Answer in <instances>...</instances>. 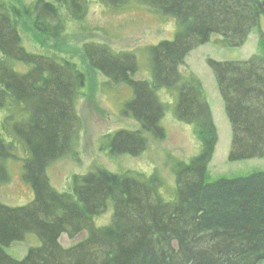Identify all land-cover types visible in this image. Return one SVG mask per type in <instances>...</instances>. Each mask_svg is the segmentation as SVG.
<instances>
[{
    "label": "trees",
    "instance_id": "trees-1",
    "mask_svg": "<svg viewBox=\"0 0 264 264\" xmlns=\"http://www.w3.org/2000/svg\"><path fill=\"white\" fill-rule=\"evenodd\" d=\"M94 1L116 10L145 8L175 22L173 39L141 48L150 79H134L137 52L83 44L86 62L109 86L131 88L122 113L141 123L103 136L104 154L137 155L150 135L164 138L161 121L170 108L162 90L175 97V118L193 127L200 152L189 162L171 161V200L161 194L165 181L157 170L114 172L97 163L74 173L64 191L49 179L52 163L75 155L77 103L89 74L70 55L27 48L22 24L56 41L85 20ZM262 18L264 0H0V186L9 183L8 162L21 160V178L33 191L21 206L0 201V264H264V171L207 180L217 128L201 81L179 71L212 34L239 47ZM209 63L233 128L230 159L264 158V59ZM109 211V223L98 226L95 220ZM64 235L71 245L62 244ZM29 237L37 243L22 259L7 253Z\"/></svg>",
    "mask_w": 264,
    "mask_h": 264
},
{
    "label": "rangeland",
    "instance_id": "rangeland-1",
    "mask_svg": "<svg viewBox=\"0 0 264 264\" xmlns=\"http://www.w3.org/2000/svg\"><path fill=\"white\" fill-rule=\"evenodd\" d=\"M88 16L77 26L71 25L68 31L56 41L43 40L33 36L32 26L28 21L22 24L24 44L33 51L47 52L54 50L67 56L74 57L82 68L88 72V82L83 88L82 97L77 103V112L81 120L80 137L76 142L75 155L64 157L49 167L48 176L52 186L57 190L69 189L71 177L74 173H85L95 164H102L111 171H126L129 169L151 174L154 170L160 173L165 181L161 194L165 199L174 197L175 176L171 173L170 164L173 159L189 162L200 152V142L192 126L178 121L173 112L175 97L166 90L160 92L161 98L169 104L168 111L162 118L161 125L165 130L164 138L148 137L146 148L137 155H121L117 159L110 158L101 151V140L108 133H115L119 129L138 130L141 123L126 116L123 106L132 96L131 88L126 85L111 87L106 78L91 68L84 57L85 42H105L117 51L130 50L137 52L140 70L134 79H150L149 65L145 60L141 48L149 44H157L160 40L173 39L175 22L171 19L163 20L151 11L133 6L122 10L109 9L101 3L93 2ZM264 18L259 26L249 34L247 40L239 47L230 48L221 42V36L212 34L209 42L190 50L180 66L182 75H196L204 87L205 96L211 107L212 117L217 128V144L215 153L207 168V180L217 181L220 178H238L251 173L264 171V158H249L238 161L230 159L233 128L227 117L223 96L220 94L211 60L234 61L245 60L253 55L264 59ZM141 90V89H140ZM16 155L23 156L22 150ZM22 161L10 160L9 183L0 186V201L12 206L29 203L33 198V191L21 178ZM111 211L96 219V224L109 223ZM110 221V220H109ZM98 225V226H99ZM82 238L81 235L77 239ZM75 239V240H77ZM62 244L71 245L67 235L62 236ZM37 242L28 238L25 242L13 243L7 247V253L12 257L22 259L29 248Z\"/></svg>",
    "mask_w": 264,
    "mask_h": 264
}]
</instances>
